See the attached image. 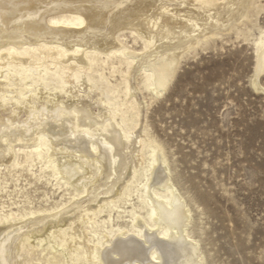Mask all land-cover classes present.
Segmentation results:
<instances>
[{
  "label": "bare ground",
  "instance_id": "1",
  "mask_svg": "<svg viewBox=\"0 0 264 264\" xmlns=\"http://www.w3.org/2000/svg\"><path fill=\"white\" fill-rule=\"evenodd\" d=\"M257 1L0 0V182L39 167L61 191L0 211V264H212L146 115L187 55L251 33Z\"/></svg>",
  "mask_w": 264,
  "mask_h": 264
},
{
  "label": "rangeland",
  "instance_id": "2",
  "mask_svg": "<svg viewBox=\"0 0 264 264\" xmlns=\"http://www.w3.org/2000/svg\"><path fill=\"white\" fill-rule=\"evenodd\" d=\"M257 3L251 33L242 28L187 55L146 115L181 188L200 207L195 219L212 264H264V93L251 85L253 41L264 30V0ZM128 35L127 45L140 49ZM260 80L264 87V74ZM37 170L1 176L0 211L38 206L45 194L52 203L60 198L53 180L34 182Z\"/></svg>",
  "mask_w": 264,
  "mask_h": 264
}]
</instances>
